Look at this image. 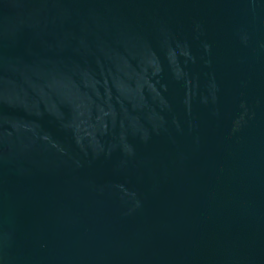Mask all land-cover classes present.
Wrapping results in <instances>:
<instances>
[{
  "label": "water",
  "instance_id": "1",
  "mask_svg": "<svg viewBox=\"0 0 264 264\" xmlns=\"http://www.w3.org/2000/svg\"><path fill=\"white\" fill-rule=\"evenodd\" d=\"M0 264H264V0H0Z\"/></svg>",
  "mask_w": 264,
  "mask_h": 264
}]
</instances>
